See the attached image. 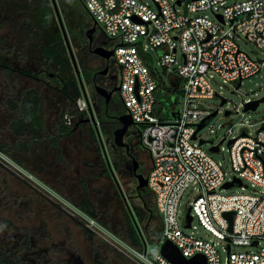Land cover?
I'll use <instances>...</instances> for the list:
<instances>
[{
    "label": "flooded vegetation",
    "instance_id": "af4514ba",
    "mask_svg": "<svg viewBox=\"0 0 264 264\" xmlns=\"http://www.w3.org/2000/svg\"><path fill=\"white\" fill-rule=\"evenodd\" d=\"M55 1L70 50L51 0H0L3 129L17 141L0 145L17 166L0 162V264H134L108 241L144 249L160 236L152 159L135 124L114 140L126 114L115 42L80 0ZM42 98L48 110L36 107ZM26 149L36 153L29 171Z\"/></svg>",
    "mask_w": 264,
    "mask_h": 264
},
{
    "label": "built area",
    "instance_id": "2783aa9c",
    "mask_svg": "<svg viewBox=\"0 0 264 264\" xmlns=\"http://www.w3.org/2000/svg\"><path fill=\"white\" fill-rule=\"evenodd\" d=\"M80 1L115 42L114 55L121 67L119 95L151 156L148 187L163 222L152 251L132 248L116 238L111 241L134 264H172L160 254L166 241L187 259L203 255L206 264H264V121L254 133L240 123L238 134L230 128L218 144L207 143L199 136L201 129L197 131L200 123L208 124L213 117L207 118L215 110L219 112L220 107L204 103L220 96L214 89L217 79L234 87L263 68L264 60L243 51L237 37L254 43L264 53V0ZM207 10L213 19L200 15ZM148 48L157 52L164 79L151 68ZM171 81L179 90L178 113L171 101ZM251 101H244L242 107ZM234 110L239 112V107ZM230 140L233 142L228 145ZM224 142L230 159L228 172L213 160V152L204 149L206 144L209 148L217 145L220 152ZM0 162L12 170L17 167L1 152ZM234 178L242 185L229 189L248 188L244 184L248 182L258 190L226 194L223 185ZM188 189H196L197 195L181 213L180 200ZM188 210L192 220L186 227ZM225 212L235 214L230 231ZM194 220L210 238L193 234ZM85 224L96 233L102 231L91 217L85 218ZM240 247L245 249L233 250Z\"/></svg>",
    "mask_w": 264,
    "mask_h": 264
},
{
    "label": "rangeland",
    "instance_id": "374dc122",
    "mask_svg": "<svg viewBox=\"0 0 264 264\" xmlns=\"http://www.w3.org/2000/svg\"><path fill=\"white\" fill-rule=\"evenodd\" d=\"M149 5L152 8H155V5L152 1H148ZM200 15H207L209 18L213 19L214 16L210 10L201 12ZM237 42L240 45L241 49L249 54L254 59L264 60V53L252 42L244 40L243 37H237ZM148 53L151 56L150 66L151 68L156 69L159 74L164 79V72L162 68L158 64V54L155 50L148 48ZM180 61V58L179 60ZM173 69V68H172ZM218 84H214V89L219 93V95L226 99L227 102L220 107V99L214 97L213 99H206L204 103L207 106H214L219 108V112L215 117H213L208 124L202 128L199 132V136L201 139L210 141L212 140L214 144L220 143L222 139L227 136L228 129L232 128L234 134H238L240 132L241 127H239L240 123H244L247 127L248 131L254 133L256 129L262 126V122L264 121V101L260 102L255 111H246L243 112L242 103L247 100H258L264 97V66L260 70V72L255 75L246 78L243 80L242 85L239 90L235 91L233 85L222 83L220 79H217ZM165 84L168 85V81H165ZM239 107V112L235 113V107ZM229 110L233 111L230 116L225 117L224 111ZM169 112L165 111V118H168ZM204 149L208 151L209 144L204 146ZM211 157L214 161L219 163L221 167L228 172L230 168V159L228 153L227 142L222 144V150L218 153H211ZM245 185H248V188L241 189L239 187H233L231 189L225 190L226 194L230 193H243V194H251L254 190H258L257 188L251 187L250 183L244 182ZM197 191L196 189H188L184 192L181 200L179 209L181 213L185 212L186 207H188L189 203L193 201L196 197ZM193 225L196 230H193V234L197 237H207L210 238L204 229L199 226L198 222L194 220ZM187 233H191V230H184ZM98 233V232H97ZM101 236H105L106 233L102 229ZM110 244H116V242L108 241ZM117 245V244H116ZM148 251H152L155 249V242L148 243L147 245ZM245 248H234L236 252H242ZM247 250H253V248Z\"/></svg>",
    "mask_w": 264,
    "mask_h": 264
},
{
    "label": "water",
    "instance_id": "95a60500",
    "mask_svg": "<svg viewBox=\"0 0 264 264\" xmlns=\"http://www.w3.org/2000/svg\"><path fill=\"white\" fill-rule=\"evenodd\" d=\"M52 2V5L54 7V10L56 11V16H57V19L59 21V24L60 26L62 27L63 29V34H64V38H65V41H66V44L70 50V45H69V42L67 40V37H66V34H65V31H64V27L62 25V21H61V18H60V15H59V11H58V8H57V4H56V1L55 0H51ZM90 33V32H89ZM90 36V34H89ZM94 54L96 55H99L101 57H105L106 55L103 53V48L99 47V48H96L94 50ZM72 62H73V65H74V68H75V71H76V74L78 76V78L80 79V72H79V69H78V65L74 59V57L72 56ZM81 81V79H80ZM171 84L173 87H175L177 85L176 82L174 81H171ZM241 83L240 81L237 82V84H235L234 86V90H237L239 87H240ZM103 93V91H101ZM100 92V93H101ZM101 93V94H102ZM103 95L105 96V94L103 93ZM171 101L172 103L175 105L176 107V113H178V105H179V100L177 99V96L175 94V90L172 91L171 93ZM217 98L220 99V107L223 106V104L226 103V99L222 98L221 96H218L217 95ZM264 101V97L258 99V100H253L251 102H248V103H245L244 105V108H243V111H255L256 108L258 107L259 103L260 102H263ZM218 113V110H215L210 117H208L207 119H210L212 117H215ZM230 114V111L226 110L224 112V115L225 116H228ZM172 117H176V115H172ZM118 121L122 124V127L115 130L114 132V140H115V143L116 145H122V139H123V136L124 134L126 133V130L127 128L130 126V125H133L134 122L131 118V116L129 114H123L121 115L119 118H118ZM205 123L202 122L198 125L197 127V131H199L200 129H202L204 127ZM196 131V132H197ZM195 135L196 133L193 135V138H195ZM205 141H201V143H204ZM213 141L210 140L208 141L207 143H212ZM233 142V140H230L228 142V145H230L231 143ZM220 143H222V140L220 141ZM209 151L210 152H213V153H217L218 152V146L217 145H214V146H211L209 148ZM136 170L134 169V172ZM141 176L140 175H137V178H140ZM234 185H238V186H241L242 185V182L241 180L237 179V178H234L232 181L230 182H226L224 185H223V188L224 189H229L230 187L234 186ZM139 186L140 187H143L144 184H142V181H140L139 183ZM224 216L228 219L229 221V231L231 230V225H232V222H233V219H234V212H225L224 213ZM191 217L189 215V210L186 214V217H185V221H186V227H189L190 226V222H191ZM160 254L165 257L167 260H169L172 264H206V260H205V257L203 255H195L194 257L190 258V259H187L185 258L180 250L170 241H166L165 243H163L161 246H160Z\"/></svg>",
    "mask_w": 264,
    "mask_h": 264
},
{
    "label": "crops",
    "instance_id": "0c3cea01",
    "mask_svg": "<svg viewBox=\"0 0 264 264\" xmlns=\"http://www.w3.org/2000/svg\"><path fill=\"white\" fill-rule=\"evenodd\" d=\"M0 32H1V30H0ZM1 54L2 53L0 52V55ZM0 61H1V57H0ZM1 69H3V67L0 66V139H1L0 140V145H2L4 147H8L11 143H16L17 144V141H16V139L13 141V137H12L13 136L12 135L13 131L12 130L11 131H9V130L4 131V129H3L4 128V122H3L4 118L3 117L5 115V111L7 110V108L5 110V105L3 106V103H2L4 95H5L6 92L4 93V87H3L4 73L2 72ZM18 87H19V85H18ZM21 87H19V88H21ZM22 91H24V86H23V88L21 89L20 92H22ZM41 107L42 108H46L47 110L49 109L50 106L48 105V100L47 99L42 98V100H40V102L38 103V108L42 109ZM5 132H6V135H5ZM16 134H17V132H16ZM6 138L9 139L10 143L7 142V144H5V139ZM10 140H12L13 142H11ZM22 153H23L24 158L27 159V161L24 160V163L26 165V169L29 171V169L31 170V167H29L30 163L28 161H29V159H31L30 157L34 158L36 153L34 151H32V150H29V149L22 150ZM33 155H34V157H33Z\"/></svg>",
    "mask_w": 264,
    "mask_h": 264
},
{
    "label": "trees",
    "instance_id": "16d2710c",
    "mask_svg": "<svg viewBox=\"0 0 264 264\" xmlns=\"http://www.w3.org/2000/svg\"><path fill=\"white\" fill-rule=\"evenodd\" d=\"M168 96V95H167ZM169 98V97H168ZM36 107H38V105L36 106Z\"/></svg>",
    "mask_w": 264,
    "mask_h": 264
}]
</instances>
